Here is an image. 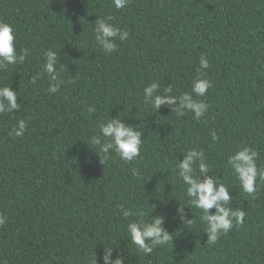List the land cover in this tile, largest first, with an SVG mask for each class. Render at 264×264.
Listing matches in <instances>:
<instances>
[{
    "label": "trees",
    "instance_id": "obj_1",
    "mask_svg": "<svg viewBox=\"0 0 264 264\" xmlns=\"http://www.w3.org/2000/svg\"><path fill=\"white\" fill-rule=\"evenodd\" d=\"M109 16L129 35L109 38L117 50L106 54L94 29ZM0 22L12 25L17 53L0 67V87L19 105L0 113V264H264V180L249 195L228 163L247 147L264 171V0H129L121 10L112 0H0ZM198 78L212 82L204 97L192 93ZM185 93L209 105L199 120ZM156 96L175 102L157 109ZM20 120L24 135H9ZM117 120L141 133L130 163L102 150L111 138L100 124ZM192 149L203 153L196 182L224 184V206L246 213L214 244L201 216L217 210L195 208L179 174ZM156 219L169 240L144 253L127 226Z\"/></svg>",
    "mask_w": 264,
    "mask_h": 264
},
{
    "label": "clouds",
    "instance_id": "obj_2",
    "mask_svg": "<svg viewBox=\"0 0 264 264\" xmlns=\"http://www.w3.org/2000/svg\"><path fill=\"white\" fill-rule=\"evenodd\" d=\"M129 0H112L114 7L117 10H121L126 7ZM113 19L109 16L106 20H100L94 29L95 39L102 46L103 51L106 54H111L117 50V44L115 40L124 42L128 39L129 33L121 30L120 28L108 23V20ZM109 38H116L110 40ZM15 33L11 24L0 22V67L7 64H15L17 62V53L15 48ZM22 51H28V49H22ZM47 63L43 65L45 71L51 75L52 80L57 79V73L54 69L56 63V54L52 50H46ZM24 55L19 56V61L24 62ZM211 67L209 60L205 55H201L199 58L200 74L203 75V70H207ZM38 78V75L33 77V82ZM156 84H151L146 87L145 92L147 96L151 97ZM212 87V82L208 79L198 78L192 81V93L196 97H204L207 90ZM51 92H58L59 88L50 86ZM17 94L14 93L9 87H0V98L8 101L7 107H5L2 100H0V113L11 112L14 108H19L16 103ZM183 104L188 109L195 113L197 120L208 111L209 105L202 100L193 99V97L187 93L182 96ZM173 97H161L156 96L153 100V106L159 108L161 104L174 103ZM93 109H89V112ZM27 129V123L24 120L18 121L17 125L11 129L9 135L15 137H21ZM100 134L104 138H111L110 141L102 146V150L108 153L109 150L114 151L117 156L125 163H130L140 155V149L142 145L141 133L135 131L133 128L125 126L120 121H109L106 124H100ZM213 139H216V133H211ZM92 143H99V137H94ZM202 152H198L195 149L189 150L185 159L178 165L180 169V177L184 184L187 186L186 194L194 199L191 203L195 208L202 210V213H207L209 209L215 206L216 214H202L201 219L207 224L205 232L209 236L208 244H214L221 234H227L233 227V221L237 225L244 222L246 213L244 211L233 212L230 207L224 205L231 199L228 187L224 184H218L211 178L207 177L204 181L196 182V169L194 168V157L202 156ZM257 153L250 148H243L235 152L228 158V163L231 168L234 169V175L239 181L243 192L253 195L256 192V180L257 177L264 180V171L258 172L255 159ZM109 157H106L107 160ZM199 173H206L208 171L207 164L201 160L198 165ZM135 173V170H133ZM128 216L129 213H125ZM7 218L0 215V227L4 226ZM161 221L156 219L152 224H143L142 222H131L127 226V232L131 238L133 244H135L139 250L144 253H152L153 246L159 244L164 245L169 236L164 233L159 227ZM146 241H149L146 243ZM105 264H113L109 261L108 256L104 257ZM114 264H121L120 260H116Z\"/></svg>",
    "mask_w": 264,
    "mask_h": 264
}]
</instances>
